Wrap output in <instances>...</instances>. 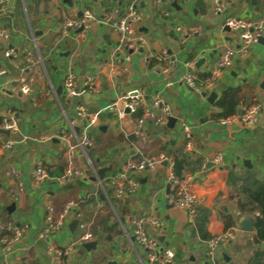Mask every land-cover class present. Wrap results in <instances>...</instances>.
I'll return each mask as SVG.
<instances>
[{
    "label": "crops",
    "instance_id": "obj_1",
    "mask_svg": "<svg viewBox=\"0 0 264 264\" xmlns=\"http://www.w3.org/2000/svg\"><path fill=\"white\" fill-rule=\"evenodd\" d=\"M130 1L71 0L69 6L58 0H10L0 4V66L7 69L0 75V118L12 115L17 121L16 130L0 124V146L7 140L14 142L11 149H0V226L11 222L25 228L18 241L0 243V264H54L49 247L75 241L83 233L80 223L89 225L94 234L90 241L95 240L96 246L87 250L83 243L74 245L66 264H149L144 249L132 240L131 225L133 217L146 215L163 222L161 228L146 225L145 231L173 251L171 264H208L207 239L195 228V217L190 220L186 210L167 200V165L128 172L137 183L136 191L122 197L112 193L115 176L127 160L161 152L174 160L187 159L182 173L199 199L196 208L207 213L205 234L211 237L233 230V237L217 246L219 258L225 255L227 264H252L257 256L255 264H264V243L256 239L254 229H242L241 218H251L237 203L239 176L264 184V41L251 44L245 55L232 57L208 89L200 86L197 91L183 81L188 70L205 77L225 46L238 45L236 33L221 27L223 16L264 19V0H222L226 7L222 15L214 13L211 0H138L141 21L134 37H142L144 43L125 61L117 51L116 33L99 19L113 7L123 14ZM84 9L96 18L91 28L74 29L61 37L63 19ZM176 24L190 32L183 41L174 30ZM7 49H13L14 55L6 57ZM150 52L165 53L172 60L166 72L159 61L147 60ZM189 62L193 67H187ZM69 71L75 72L80 87L85 77L94 76L98 91L68 97L63 81ZM20 75L30 79L28 94L20 91ZM134 90L142 92L146 103L157 97L167 104L176 119L172 126L168 121L160 126L148 124L134 139L128 138L127 123H120L105 107ZM226 92L236 101L235 113L259 103L260 121L221 125L217 114L223 111L219 101ZM209 94H214L210 100ZM80 103L85 117L76 112ZM93 116L95 124L87 132L91 145L70 149L62 132L80 135ZM183 124L191 131L189 151H184ZM217 155L221 159L215 162ZM70 160L82 170L81 177L66 183L34 181L32 171L38 163L55 177ZM10 169L17 178L8 175ZM68 202L73 204L63 227L40 238L46 206L51 204L60 213ZM226 217L230 227L225 225ZM74 221L77 224L71 227Z\"/></svg>",
    "mask_w": 264,
    "mask_h": 264
},
{
    "label": "built area",
    "instance_id": "obj_2",
    "mask_svg": "<svg viewBox=\"0 0 264 264\" xmlns=\"http://www.w3.org/2000/svg\"><path fill=\"white\" fill-rule=\"evenodd\" d=\"M10 0H0V4H7ZM213 3V11L217 15H222L225 10V3L222 0H211ZM94 17L90 11L84 9L81 15H70L65 17L59 27V34L61 37L68 36L69 32L74 29L82 28L81 31H86L91 28ZM141 21V15L138 11V0H132L127 5L123 14L118 13L116 7L108 10L103 15V19H99V22L104 23L111 27V29L117 35V51L122 55L125 61L130 60V55L135 52L144 43L142 37H134V31ZM221 27H228L229 31L236 33L239 42L237 46H225L220 54V57L213 65L212 70L205 77H200L193 70H188L183 75V81L193 88L199 90L200 86L208 89L213 83L220 77L222 70L230 65L232 57L235 55L243 56L248 52L251 44L258 42V39L264 34V19L260 20H248L235 15H224L221 23ZM175 32L179 35L180 40L183 41L184 37L190 32L179 24L174 25ZM1 34L6 37L4 32ZM14 55L13 49H7L5 56L10 57ZM147 60H156L161 64L162 71L168 70V65L172 63V60L166 56L165 53L150 52L147 55ZM187 67H193V63H187ZM7 72L5 67L0 66V75ZM20 84V91L22 94H28L30 92V79L24 75L18 77ZM65 94L70 98H76L82 95L87 90L97 92L98 89L95 84L94 76H87L83 79L81 87L77 84V76L75 72L69 71L63 81ZM105 109L115 113L120 123H127V127L131 132L138 135L148 125L160 126L168 121V118L172 116L171 109L167 104L162 103L157 97L152 98L146 103L141 91L134 90L131 92H124L117 96V98L109 103ZM261 105L259 103H251L245 106L238 113H234L227 117L218 119L221 125H230L236 122H240L244 125H254L260 121L261 117ZM76 112L80 117H85V107L82 103L76 105ZM95 116H93L82 127L80 135H75L74 132L66 133L62 132V138L69 141L70 149L76 147H89L91 141L88 138V130L95 124ZM1 127L8 130L17 129V121L9 115L2 119ZM182 133L185 138L184 151L191 149V131L189 126L182 125ZM72 142V143H71ZM14 146L12 140H7L1 144V150H9ZM220 155L214 157V161H220ZM160 165H167L168 173L167 180L170 186V191L167 195L168 202L179 209H184L188 213L190 220H193L195 216V209L199 203L198 197L188 189L187 181L188 176H178L174 171V159L171 155L161 152L154 155H144L136 159H129L123 165L121 170L115 176V183L112 188V193L115 197H122L126 194H130L136 191L137 183L132 178L128 177L130 171H144L153 170ZM202 168L206 167V162L201 164ZM8 175L17 178V172L14 169L8 171ZM83 175L82 170L75 165L71 160L67 162L63 172L60 175L51 177L46 169L38 163L32 171V177L36 183H40L45 179H52L57 183L72 182L76 177ZM17 187L22 189V185L17 181ZM72 202H68L60 213H56L54 207L51 204L46 206V213L44 219V226L39 233L40 238H46L53 232L60 230L65 218L71 210ZM132 225V240L141 246L145 251V256L149 264H171L174 253L173 251L164 246L160 241L148 236L145 231V226L150 225L155 228L163 227V222L160 218L146 215L136 216L131 220ZM80 228L83 229V233L66 245L50 246L49 250L54 255V264H66V259L72 251L74 245L82 244L90 241L94 238V234L86 223H80ZM2 234H0L1 244H11L18 241L24 234L25 228L21 226H15L11 222H7L5 225L0 226ZM233 230L227 229L220 233L214 234L206 240L207 255L211 259L208 264H227V262L219 258L216 253L218 245L227 242L233 237ZM264 243V240H263Z\"/></svg>",
    "mask_w": 264,
    "mask_h": 264
},
{
    "label": "trees",
    "instance_id": "obj_3",
    "mask_svg": "<svg viewBox=\"0 0 264 264\" xmlns=\"http://www.w3.org/2000/svg\"><path fill=\"white\" fill-rule=\"evenodd\" d=\"M207 76V75H206ZM223 111L217 114V119L222 117H227L235 113L236 101L230 96V93H224L219 101ZM2 123V118H0V124ZM187 159L184 156L175 158L174 160V171L178 176H183L182 171L185 169V163ZM61 174V173H60ZM59 174V175H60ZM50 175V173H49ZM51 176V175H50ZM232 178V175H230ZM241 186L239 187L240 197L237 201L240 211L247 214L251 218L252 226L255 232L256 239L258 241L264 240V184L252 181L248 177H240ZM195 220L194 225L197 231L203 238H210L205 233V226L207 223V213L203 210L195 209ZM226 227L231 226L230 219L228 217L224 220ZM208 237V238H207ZM259 260V257H254V263Z\"/></svg>",
    "mask_w": 264,
    "mask_h": 264
},
{
    "label": "water",
    "instance_id": "obj_4",
    "mask_svg": "<svg viewBox=\"0 0 264 264\" xmlns=\"http://www.w3.org/2000/svg\"><path fill=\"white\" fill-rule=\"evenodd\" d=\"M58 1H61V2H64V3H66V4H68L69 6H71V4H72V2H71V0H58ZM81 13L82 12H80V15H81ZM226 31H229V29H228V27H225L224 28ZM78 31H81L82 30V28H79V29H77ZM258 41L259 42H263L264 41V36H261L259 39H258ZM207 94V91H204L203 93H202V95H206ZM214 96V94H209V96H208V98H209V100L212 98ZM176 121V119L173 117V116H170L169 118H168V126H172V124L174 123ZM129 129V128H128ZM75 130L77 131V133H78V131H79V129L76 127L75 128ZM136 137V134H134L133 132H131L130 131V129H129V135H128V138H130V139H134ZM245 163H246V161H245ZM240 222H241V226H242V229L243 230H245V231H252L253 230V226H252V223H251V221H250V219H248V218H241V220H240ZM77 224V221H74L72 224H70V226L72 227H74L75 225ZM96 241L94 240V241H87V242H85V243H83L82 244V247L83 248H85V249H87V250H90V249H92V248H95V246H96ZM224 256V260H226V258H225V255H223Z\"/></svg>",
    "mask_w": 264,
    "mask_h": 264
},
{
    "label": "rangeland",
    "instance_id": "obj_5",
    "mask_svg": "<svg viewBox=\"0 0 264 264\" xmlns=\"http://www.w3.org/2000/svg\"><path fill=\"white\" fill-rule=\"evenodd\" d=\"M93 17H94V15H92ZM94 19H96L95 17H94Z\"/></svg>",
    "mask_w": 264,
    "mask_h": 264
}]
</instances>
